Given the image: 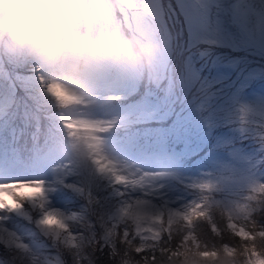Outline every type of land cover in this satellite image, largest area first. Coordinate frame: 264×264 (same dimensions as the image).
<instances>
[{"label":"rangeland","instance_id":"rangeland-1","mask_svg":"<svg viewBox=\"0 0 264 264\" xmlns=\"http://www.w3.org/2000/svg\"><path fill=\"white\" fill-rule=\"evenodd\" d=\"M245 2L247 6L244 5ZM157 3L159 4V0H157ZM169 3L170 5H168L167 8L160 7V25L163 36L166 37L168 42V36L171 37V33L173 32L168 30L171 26L166 25V21H169L171 24L175 23L181 25L180 36L177 37V40L175 39V42H182L183 40L190 49H193L196 45H202V42L206 41L208 31L211 29L214 42L218 45H222L223 48L225 46H228V48L230 47L233 52L237 53L233 56H235L236 60L243 66L242 73H239L243 79L237 82L239 77L237 73L235 74L233 72L235 62L231 60L230 54H216V57H213L212 59V71L210 73L206 72V77L198 84L197 99L200 98V95L202 96L200 100L198 99L199 104H191L184 115V118L188 119L186 123L190 124V120H192L198 112H201L203 108H207L210 111L203 116L204 119L207 118L205 121H198L200 122L198 126L202 129H205L203 127L208 124V120H210L211 125L207 129L213 130L218 126L222 117L225 115H232L234 120L238 122V125L243 127L240 132L251 136L248 148L247 146L242 147L238 142H234V145L239 151L235 148H230L228 155L225 156L215 144H213V146L211 145L212 149L210 146L208 149L209 152L206 153L204 157L197 159V165L199 166L197 170L201 172V176L185 175L187 177L185 184H187L188 187L193 186V191H190L193 197H186L185 195H179V192L177 195V192L170 188V183L168 181L170 175L175 176L178 174L177 171H171L173 169L171 166H175L180 161L181 155L179 153L176 151H169V149L162 151L158 150V153L145 155L147 157L146 161L150 163L143 165V163H145L143 156L137 153L135 158L126 159L124 156L118 155L115 152L116 149L111 147L114 145L113 139H105L102 137V133L98 134L101 135L103 140L104 154L114 161L125 174L143 176L145 173H148L154 175L150 177L149 182L144 187H125L123 185H117L110 175L98 172L91 160L85 158L80 151L77 154L78 159L66 158V163L71 164L72 166V168H69V172H64L62 168L54 169L60 161H57V164L49 162L45 163V165L43 164L42 168L46 173L40 177H36V180L44 181L47 207L49 209L56 207V209H59L66 215L76 214L83 223L74 222V228L76 230H83L86 234L91 233L92 235H96L98 234L96 231L100 230L102 238L106 231L104 225L117 219L120 208L131 199L150 198L157 205L181 208L187 207L192 203H199L203 200L205 195H208L212 202H218L225 206H230L242 201L251 192L254 184L264 183V168L260 172L255 168L256 161L254 156L257 154V151H253V147L259 149L264 148V126L259 125V117L264 121V91L255 94L252 90L254 86L248 87L251 83H256L261 90L264 89V68H262V60L264 59V0H244L242 3L230 0H169ZM213 7H215L217 13L220 11L228 12L230 16H233V25H237L239 31L233 32L232 28L229 30L224 26L221 27L222 24L215 23L216 19L212 12ZM235 32L238 33V36L234 34ZM242 50L245 51V54L242 53ZM206 52H209L207 48ZM248 52L249 54H247ZM169 56L170 53L168 51L166 61H168ZM32 65V72L27 75L21 74V79H24L28 84L36 85V88H38L39 91L36 93L37 95L52 97L47 91V84L38 81L39 77H43L45 80V73L42 71L38 63ZM194 76L195 74H192V81L194 80ZM225 79L232 82V89H224L222 91L220 89L218 91L215 90V92H219L215 96L216 98L213 96L210 98L211 92L207 95L209 86L212 85L211 87L213 88L214 85H217L220 82L222 84V81ZM188 81L189 78H184V82ZM134 83L135 81H129L114 86H102L95 94L82 95L84 100L82 104L75 105L71 108H64L58 104L56 107H50L49 110L58 109V113L61 114V119L64 120L66 117H76L108 123V119L103 113V108L99 105L100 98L120 97L132 88ZM13 104H15V106L13 110H10L9 107ZM213 105L214 107L211 108L210 106ZM245 110H247V112ZM3 114L5 116L7 115L9 120H13L14 117H19L20 105H18L17 102H9L5 107ZM29 115V112L24 109L22 117ZM36 119L41 120L40 117H36ZM179 124L176 127H169L167 133L172 134L174 131L177 132L174 134L172 140H181L184 142L185 146L190 142L189 150H184V153L189 151L193 154L197 149H204V146L209 144V142H207V137L200 139V145L198 142L195 143L191 140L190 135L192 133L189 135V129H184V132L177 131L180 126ZM113 129L114 125H111L108 131H112ZM238 130H240V128L232 127L230 130H222L219 134L223 137L238 139ZM37 132L38 134L44 135L49 134L59 136L61 134L63 140H67L73 145L76 143L71 137L69 130L61 132L59 130L50 131L41 128L38 129ZM136 136L139 137L134 133L131 135V138L134 139ZM160 140L165 143L164 141L166 140V137H156L155 141L158 143L156 144V147H159V144L164 145ZM219 143L220 141L218 142V145ZM38 151L39 153L41 152V150ZM188 156L190 155L188 154ZM163 161L169 162L166 171H163L164 166L162 165L167 166L166 164H163ZM32 163L36 164L37 162L35 161ZM159 165L160 169L157 167ZM212 165L214 167H212ZM72 170L75 175H71ZM0 174L2 175V178H4L2 183L15 181L14 179H10V175L3 171L1 166ZM53 181H59L64 188L71 189L78 193V195H85L86 201L79 210L72 209L71 205L68 207H61L64 205L63 203H61L60 206L51 205L49 196L53 191L56 190L60 192L59 195L62 194L61 188L55 187ZM95 183L97 185L99 184L98 186H105L106 195L105 192L102 196L92 192ZM202 183H211L214 185L212 192L206 193L199 187H195ZM22 192L23 194L35 195L38 190L31 188L27 191L25 188ZM89 205L90 212L88 213ZM25 208L30 212V215L24 214L23 216H18L14 212H0V216L4 217V219L0 221V227L9 230L12 233V237H14V241L10 243L0 238V245L5 249V252L7 253L6 255L11 258L12 264H32V249L29 248V252L25 253L23 250L15 247L16 242H23L28 245L26 243L27 234L22 236V233L19 232V230H14V227L5 224H13L18 218L30 224L31 228L37 232L36 237L45 243V245H41V243L32 240L36 248L39 251L47 249L51 255L50 257H52L51 259L55 260L56 256L61 254L62 249L58 243H54L49 236L44 235L42 229L36 226L35 220L42 214L41 210L30 203L26 204ZM82 209L83 212L81 213L80 210ZM96 211H99V214H97ZM93 212L97 215H92L97 219L93 221V224H97L95 230L94 227L91 228L89 222L83 219L84 214H90ZM257 218L262 219L263 222L261 223H264V217L260 216ZM201 222L203 223L204 221ZM200 224L201 223L198 222L197 227L201 231L202 238L207 239V233L204 226L208 223L205 222L203 225ZM210 234L211 236L208 237V240L211 241V238L212 240L214 238L213 233L210 232ZM89 248L87 249V252ZM45 255L48 256V253ZM90 256L91 255L88 254V258L84 260V264L91 263ZM41 264H44V262L41 261Z\"/></svg>","mask_w":264,"mask_h":264},{"label":"snow or ice","instance_id":"snow-or-ice-1","mask_svg":"<svg viewBox=\"0 0 264 264\" xmlns=\"http://www.w3.org/2000/svg\"><path fill=\"white\" fill-rule=\"evenodd\" d=\"M160 7L157 0H117L113 18L121 26L144 32L152 24L161 27ZM166 63L167 61L162 65V71ZM41 81L45 83L43 77ZM47 91L64 108L84 102L81 95L64 86H55L53 90V86L47 85ZM64 125L75 140V147L80 153L91 160L98 172L110 175L117 185L144 187L154 175L125 174L104 154L103 140L98 134L108 131L110 124L98 120L66 117ZM195 187L211 193L214 185L202 183ZM25 188L36 189L38 192L35 195L23 194L22 190ZM9 198L12 203H9ZM29 203L42 213L35 220L36 226L62 249L55 260L33 254L32 264H41V261L44 264H68L65 253L73 257L76 264H84V260L88 258L87 249L95 248L100 244V240L91 233L86 234L83 230L74 228V222L83 223L76 214L66 215L59 209L47 207L44 181L0 183V212H18ZM258 213L264 214V183L254 184L251 192L242 201L230 206L214 203L208 195L199 203L181 208L158 207L150 198H135L120 208L117 219L104 225L106 231L102 239L106 243L101 247L111 248V255L119 257L120 264H181L182 259L194 251L202 256H216L218 251H223L235 260V264H264V223L257 219ZM217 216L223 222V227L218 225ZM3 219L4 217L0 216V221ZM201 221L210 225L214 236L222 238L227 232L238 238L239 243L217 245L202 238L197 227ZM118 245L124 246L123 253ZM15 247L25 253L29 252L28 245L23 242H16ZM201 249L203 251H199ZM133 252L149 255L134 260L131 255Z\"/></svg>","mask_w":264,"mask_h":264},{"label":"clouds","instance_id":"clouds-1","mask_svg":"<svg viewBox=\"0 0 264 264\" xmlns=\"http://www.w3.org/2000/svg\"><path fill=\"white\" fill-rule=\"evenodd\" d=\"M116 7L117 0H0V56L34 61L53 90L64 86L81 96L102 86L159 81L168 57L162 28L121 26L113 18ZM181 264L235 260L223 251H194Z\"/></svg>","mask_w":264,"mask_h":264},{"label":"trees","instance_id":"trees-1","mask_svg":"<svg viewBox=\"0 0 264 264\" xmlns=\"http://www.w3.org/2000/svg\"><path fill=\"white\" fill-rule=\"evenodd\" d=\"M230 1L242 3L244 0ZM159 2L161 5L163 3L165 7L170 5L169 0H159ZM244 5L247 6L246 2ZM212 12L214 14V18L216 19L215 23L222 24L221 27L224 26L229 30L232 28L233 32L239 31L237 25H233V16H230L228 12L220 11L217 13L215 7H213ZM180 27L181 25L175 23L169 27V31L173 32L171 33V37L168 36V51L170 56L166 63L165 69L161 73L159 81H153L150 78L139 81L140 83H137L140 84V88L136 94L121 97L111 102L110 115L113 118V123L118 126L117 129L119 130V133H121L120 135L124 136L126 139H129L132 134L136 133L139 136H136L133 140L136 145L137 143H140L145 146L148 141H151V144L153 143L155 145V142H152V140H155L156 137L161 138L163 135L165 136L169 127L176 126V123H180V125L184 124L187 120L184 118V115L188 111L189 106L191 104H198V99L200 100L202 97L200 95V98L197 99L198 84L206 77L205 72L210 73L212 71L213 57H216V54L219 53L224 55L230 54V58L234 54H237L236 52H233L230 47L228 48V46H225L223 48L222 45H218L216 42H214L211 29L206 35V41L202 42V45H196L193 49L187 47L183 40L182 42H175V39L177 40V37L180 36ZM234 34L238 36V33L235 32ZM206 48L209 51L208 53L206 52ZM242 53L245 54V51L242 50ZM247 54H249V52ZM28 67V63L24 64V60H20L15 70L23 71ZM204 67L206 68L205 71ZM262 68H264V59L262 60ZM192 74H195L193 81ZM184 78H189V81L184 82ZM15 79H17L15 80V85L18 90V94L22 96V98H17L16 101L21 104L24 100H26V110L32 111L34 115L36 112L41 120L39 121L38 127L36 126L38 124L36 120L31 118L26 119L24 117H19L16 123L7 125L5 136L0 135V153L4 152L3 145H7V153L9 158H14V160H17L19 154L23 152L27 154V160L29 156H33V153L37 148H42L48 143V140L43 142L36 139L35 135V132L38 129L43 128V123L45 120L55 115L58 118L54 117L56 125H53V127L58 128L65 126L62 125L61 118L59 119L58 109H52L51 111L49 110L50 107L53 108L58 105L57 101L53 97H47L44 95L39 96L36 94L39 92L38 88H36V85L28 84V82L22 81L18 78ZM211 86L212 85L209 86L207 92V95L211 92L210 98L212 96L215 97L219 93L215 92V90H231L232 82L228 79H225L222 81V84L220 82L219 84L214 85L213 88ZM210 107L213 108L214 105ZM198 114L199 112L197 115ZM200 115H202V113ZM237 124L238 122L232 120L231 118H223V120H221L218 124L216 133L218 131L220 132L225 130L226 128H231L233 125ZM142 137H146L149 140L144 142ZM125 143L128 144L127 142ZM129 143L131 144L130 141ZM166 143L170 145L173 144L171 141H166ZM32 178V176H28V179ZM98 185L95 183L92 192L102 196V194L106 191L105 186ZM57 187L61 188L62 194H53L50 201L51 203H63L66 207L71 205L73 209L77 210H79L85 203V195H78V193L72 191L71 189L64 188L59 182L57 183ZM88 210L89 213L90 205L88 206ZM80 212L82 213L83 209L80 210ZM96 212L99 214V211ZM88 213L83 215V219L89 222L91 225H95V227H97V224H93V221L97 219L92 216L97 215L95 212L90 214ZM260 216L264 217V214L258 213L257 217ZM216 219L218 225L223 227V222L220 220V218L217 216ZM257 219L263 222L262 219ZM200 223V225H203L205 222ZM204 229H206L208 240V237L211 236L210 225H205ZM96 232L98 234L94 236L96 239L100 240V244L95 248H89L87 252L91 255V263L89 264H120V258L113 257L111 255V248L101 247L106 242L101 238L100 230H97ZM35 237L36 236L34 235L33 238L35 239ZM213 238V240L211 238V241L217 245H221L223 243L235 245L239 243L238 238L232 237L227 232L223 234L222 238L216 237L214 235ZM173 243H175V241ZM118 247L120 248L121 253H123L124 246L118 245ZM46 253H48V256L45 255ZM6 254L7 253L5 252V249L0 245V264H12L11 258H9V256ZM45 254L44 257L46 259L52 258L50 257L51 255L49 251H46ZM131 255L134 260H139L141 256L149 255V253L137 254L133 252ZM39 256H43L42 250L39 251ZM64 257L68 261V264H76V260L73 257H69L67 254H64Z\"/></svg>","mask_w":264,"mask_h":264},{"label":"bare ground","instance_id":"bare-ground-1","mask_svg":"<svg viewBox=\"0 0 264 264\" xmlns=\"http://www.w3.org/2000/svg\"><path fill=\"white\" fill-rule=\"evenodd\" d=\"M41 78L42 77H39V82H41ZM31 188H26V190L27 191H29ZM153 202V201H152ZM9 203H12V200L9 198ZM154 203V202H153ZM154 204H156V203H154ZM157 205V204H156ZM158 207H165L164 205H157ZM52 209H54V208H52ZM16 215H19V216H23L24 214H26V215H30V212L29 211H27V209L25 208V206H24V208L21 210V211H18V212H14ZM38 218H39V216H38ZM37 218V219H38ZM12 233L9 231V230H7L6 228H4V227H0V238L1 239H3L4 241H6V242H8V243H10V242H13L14 241V237H12V235H11Z\"/></svg>","mask_w":264,"mask_h":264}]
</instances>
